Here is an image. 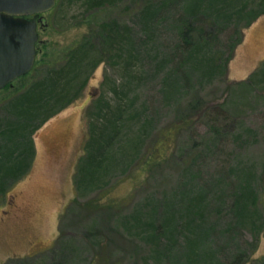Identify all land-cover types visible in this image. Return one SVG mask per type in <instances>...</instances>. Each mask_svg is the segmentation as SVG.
I'll return each instance as SVG.
<instances>
[{
	"label": "rangeland",
	"instance_id": "374dc122",
	"mask_svg": "<svg viewBox=\"0 0 264 264\" xmlns=\"http://www.w3.org/2000/svg\"><path fill=\"white\" fill-rule=\"evenodd\" d=\"M223 1L57 0L41 15L33 70L0 92V155L35 150L0 160L20 173L0 190V264H264V0ZM202 21L210 38L194 41ZM80 44L102 63L58 115L21 120L13 104ZM99 142L105 169L85 179Z\"/></svg>",
	"mask_w": 264,
	"mask_h": 264
},
{
	"label": "trees",
	"instance_id": "16d2710c",
	"mask_svg": "<svg viewBox=\"0 0 264 264\" xmlns=\"http://www.w3.org/2000/svg\"><path fill=\"white\" fill-rule=\"evenodd\" d=\"M237 1L244 0H229L228 2L227 0H224L219 7V11L228 12L229 8L235 7ZM206 22L202 21L201 27L199 28H190V31L192 30L194 36V41H197L198 39L202 40L204 37H206L207 39L210 38L207 37V34L205 33V29L207 28ZM71 53V56H68V59L65 61L64 66L60 67L59 69L56 68L54 72H50L44 81L35 84L34 88H32L33 90L22 97V101L19 99L15 102V104H13V109L17 112L18 117L21 120L24 118H26V120H29L32 119L34 115H40L41 113H44L47 107H52L50 104H52L53 102L56 104V106L52 108L49 113H46L45 118L50 119L51 117L58 115V113L62 112L70 104L72 97L76 95V90L84 81V75L88 68L102 63V54H100L99 51L95 49V46L92 45H77L72 49ZM259 73L262 74L261 77H264V63ZM258 75L259 74H257V76ZM257 76L253 74L248 81H244L243 83H240V85H244V87H246V84L255 79V77ZM8 87L9 86H7L6 88ZM48 119H46L44 123L48 121ZM30 123L28 122V124ZM175 131L176 129H174V131H170V134L172 135L169 136L170 139L173 138V132ZM13 137L14 138L12 139V142H15L14 139H21V141H23V135L22 138H20L18 132H15L13 134ZM18 141L21 142L20 140ZM25 143L26 145L22 152L19 151L18 146L12 145L13 147L9 151H5V154L2 153L0 155V160L3 159V162L10 164L13 163L11 166H14L16 165L18 159L19 161H21V158L23 160L22 165H26L28 163V159L34 154L35 150L32 140H26ZM92 143H94V141H92ZM96 146L97 148H95L94 152L91 153V156L89 157L88 162L85 166L87 167L84 174L85 179H89L90 176L94 178V175L99 170L104 171L105 169L102 165L101 158V151L104 148V143L99 142ZM8 153L10 155L6 156V154ZM159 157L161 159H165L163 150L157 148V150L152 153V155L148 159L147 164L155 165L156 162H159ZM4 170L5 169H0V190L5 181V177L13 174H20L19 172H17L18 168L14 173H3ZM7 171L8 170L4 172Z\"/></svg>",
	"mask_w": 264,
	"mask_h": 264
},
{
	"label": "water",
	"instance_id": "95a60500",
	"mask_svg": "<svg viewBox=\"0 0 264 264\" xmlns=\"http://www.w3.org/2000/svg\"><path fill=\"white\" fill-rule=\"evenodd\" d=\"M56 5L57 0H0V91L34 68L40 17Z\"/></svg>",
	"mask_w": 264,
	"mask_h": 264
},
{
	"label": "flooded vegetation",
	"instance_id": "af4514ba",
	"mask_svg": "<svg viewBox=\"0 0 264 264\" xmlns=\"http://www.w3.org/2000/svg\"><path fill=\"white\" fill-rule=\"evenodd\" d=\"M10 86H13V85H10Z\"/></svg>",
	"mask_w": 264,
	"mask_h": 264
}]
</instances>
